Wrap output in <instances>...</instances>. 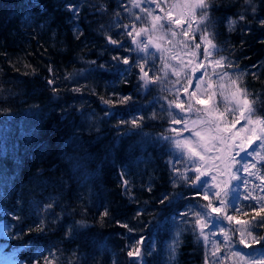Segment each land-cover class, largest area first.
<instances>
[{
    "label": "trees",
    "instance_id": "trees-1",
    "mask_svg": "<svg viewBox=\"0 0 264 264\" xmlns=\"http://www.w3.org/2000/svg\"><path fill=\"white\" fill-rule=\"evenodd\" d=\"M209 2L213 4L209 16L215 42L235 65L229 71L240 76L249 99L255 100L256 114L264 117V25L260 23L264 0H254L255 14L243 0ZM134 3L0 0V232H6L0 236V256L6 263L215 264L219 257L230 256L219 228L209 225L205 229L206 245L199 230L193 231L194 216L180 215L207 201L202 199L203 190L201 196H195L197 189L180 178L179 173L191 168L188 160L180 159L160 139L161 135H175L166 110L174 97L165 90L171 87L173 75L169 71L164 83L140 86L137 65L145 54L136 50L132 40L137 28L152 22L146 16L148 11L154 16L155 12L146 1L138 2L139 7ZM69 5L75 6V13ZM163 11L156 16L164 17L165 28L178 36L173 39L166 31L168 35L160 39L165 50L158 52L160 56L149 48L148 64L155 62L156 69L162 66L161 57L165 60L175 51H186L177 41L187 42L193 50L200 42L198 32L194 38L191 33L179 35L181 29L170 25ZM239 13L247 19L237 20L229 31L228 19H237ZM109 36L118 44H110ZM186 54V63L189 59L194 65L199 63ZM113 57H127L129 64ZM155 75L163 76V72ZM49 80L55 83L49 85ZM124 96L131 99L121 103ZM134 118L139 127L131 123ZM259 143L249 151L264 152ZM241 157L232 162V172L240 179L231 184L239 195L236 207L248 215L231 208L228 214L250 220L255 215L250 206L259 209L261 204L244 197L249 193L264 196V184L258 185L257 178L245 173L242 165L248 157ZM255 161L264 174V164L259 158ZM186 174L194 177L191 171ZM212 174L218 181L229 179L217 169ZM204 179L212 182L211 175ZM164 196L169 199L161 204ZM221 227L241 226L223 221ZM256 232L264 235V228ZM177 233L179 243L173 251ZM238 236L235 233L233 241ZM141 239V257H129L128 250ZM213 241L221 245L217 258L210 254ZM260 247L252 245L253 249ZM232 250L245 254L252 249L234 244ZM224 264L234 261L225 259Z\"/></svg>",
    "mask_w": 264,
    "mask_h": 264
},
{
    "label": "snow or ice",
    "instance_id": "snow-or-ice-1",
    "mask_svg": "<svg viewBox=\"0 0 264 264\" xmlns=\"http://www.w3.org/2000/svg\"><path fill=\"white\" fill-rule=\"evenodd\" d=\"M151 2L156 3V7L161 8L163 11L157 0H151ZM243 2L255 14L254 0H243ZM133 6L139 7V3H134ZM67 7L75 13V6L69 5ZM212 7L213 4L209 0H182L180 3L171 5L166 13L169 24H174L181 29L179 35L188 37L191 33L194 38L197 32L200 34V42L194 44V50L189 47L187 42L177 41V44L181 45L191 57L199 60V63L192 68V72L195 73L200 69H204L203 75L208 77L207 81H204L202 77L199 78L195 90L189 93V88L192 86V77L188 75L186 69L192 64L191 59L187 63L179 60L177 64L173 65L161 57L162 66L160 69L155 68V62L148 64V58L151 55L149 53L150 47H154L157 52L163 53L165 51L158 43H154L155 33L157 31L164 32V36L159 37V39H164L168 35V32L165 31V24L162 22L165 18L154 16L151 11L147 13L148 16L152 17L151 28H141L135 33L132 40V43L136 45V50L145 54L137 65L139 68L138 79L142 82L140 86L147 88L149 85L164 83L168 78L169 71L176 77L174 81H169L171 87L165 89L174 97L168 100L167 111L170 123L183 124L184 127L182 129L172 128L170 131L175 134L174 136L161 135L160 139L166 141L169 147L179 154L180 159L188 160L191 168L184 173H179L180 178L197 189L194 193L195 196H201V190H203L202 199L207 201L204 205L197 204L196 207H190L187 213H181L180 215L185 217L188 215L194 216L193 231L199 230V235L203 237L206 245L208 234L205 233V229L209 225L212 229L219 228L223 236V247L230 250V256L219 257L215 260V264H224L225 259H232L234 264H264V235L256 232V229L264 228V196L257 198L249 193L244 197L245 199L256 200L261 204L259 209L254 205L250 206L255 213L250 220H242L237 215L228 214V209L231 208L233 212L241 213L244 216L248 215L247 212H242L241 209L236 207L235 202L239 200V195L231 184L232 180L240 179L238 175L232 172V162L235 161L236 156H239L240 152H245L246 155L253 156L254 159L259 158V162L264 164V152L253 149V152L249 153L243 143L235 144L234 141L239 136V131L248 128L249 134L244 137L247 146L252 147L254 143L259 141L258 148L264 149V117L256 114L255 100L249 99L248 90L240 84L239 76L234 77L233 73L229 71L235 65L228 56L221 54L223 49H220L215 42L216 34L212 30L214 25L209 16ZM172 9H179L175 18L172 15ZM137 19H140V17H137ZM246 19L247 17L243 13H239L237 19L229 18V31L233 29L237 20L244 21ZM260 23L264 25V20H261ZM185 24L187 25L186 29L184 28ZM168 31L171 32L173 39L178 36L176 31H171L170 28ZM127 35L133 36V33L128 32ZM141 35H146V40L136 39ZM107 40L110 44H118V41L113 40L110 36L107 37ZM201 49L202 51H200ZM113 59L119 60L124 65L129 64L127 57L122 59L113 57ZM171 59L175 60L177 57L173 55ZM209 68H211V73L208 72ZM150 71L154 73L152 76L149 75ZM156 71L163 72V76L155 75ZM213 77L216 79L213 80ZM182 80H185L186 83L181 84ZM54 83L53 80L48 81L49 85ZM202 84L206 85L204 92H201ZM52 90L53 92L56 91L54 87ZM181 92L187 97L186 100L181 99ZM205 94L206 99L201 98ZM217 96L220 98L219 101L215 99ZM130 99L131 97L124 96L120 98V102L126 103ZM162 99H167V97H162ZM221 104L223 107H221ZM196 105L201 107H196ZM173 109L179 110V112H173ZM229 116L232 117L231 120L228 119ZM152 118H155V115ZM240 120H244L245 125L238 132L233 133L232 129L240 123ZM131 123L136 127L140 126L139 120L135 118ZM183 132H189L190 135L184 137ZM236 148H239V151H235ZM214 150L217 153L216 155H212ZM233 152H235V155L232 154ZM241 160H244V157H241ZM221 165H223V168H221ZM242 167L249 175H258V178L264 184V174L249 171V168L255 169L257 167L256 163L249 164L246 162ZM213 169H217L220 175L227 173L229 179L218 181L217 175L212 174ZM187 171L193 172L194 177H189L186 174ZM209 175H211V183L204 179ZM244 183L246 184L247 181H244ZM261 190L264 191V187ZM168 199L167 196H164L161 198L160 203L164 204ZM197 208H199V211L196 210ZM104 215H107V212ZM257 217L260 218L259 221L253 224ZM223 221H228L229 224L235 222L241 227L226 230L221 227ZM124 227H127V225H124ZM237 232L239 233L238 240L233 241V235ZM211 234L215 235V232L213 231ZM179 235L177 233L176 239L172 242L173 251L179 243ZM234 244L243 245L244 248L252 250L242 254L240 251L232 250ZM253 244L261 245V247L253 249ZM142 245L143 240H138L136 246L128 250L127 255L140 258ZM212 249L211 256L217 258L221 251V245L213 241ZM5 259L11 260L12 257H5ZM205 259L207 262V256ZM44 264H51V262L45 260Z\"/></svg>",
    "mask_w": 264,
    "mask_h": 264
},
{
    "label": "rangeland",
    "instance_id": "rangeland-1",
    "mask_svg": "<svg viewBox=\"0 0 264 264\" xmlns=\"http://www.w3.org/2000/svg\"><path fill=\"white\" fill-rule=\"evenodd\" d=\"M144 1H146V5L149 7V8H151L152 9V11H154L155 12V16L157 15V14H159L160 16H162L163 14H164V11H162L161 10V8H157L156 6H155V4L152 2L151 3V0H135V2L136 3H142V2H144ZM166 2H172V4H169V3H164V4H161V6H162V8H163V10H166V13L169 11V9H170V6L171 5H173V4H177V2H181V0H165ZM152 4H154V5H152ZM139 6H141V5H139ZM146 7V6H145ZM179 12V9H172V15H173V17L175 18L176 16H177V13ZM146 16H148V15H146ZM148 17H146V19H147ZM151 24H152V22H150V23H148V27H146V28H148V29H150L151 28ZM140 29L139 28H137L136 29V31H139ZM165 31H168V28H165ZM155 39H154V43H158L160 46H161V48H163L164 49V46H163V43L161 42V40L157 37V36H164V32H160V31H157V33H155ZM136 39H138V40H141V41H144V40H146V35L144 36V35H141L140 37H136ZM153 49H155L154 47H153ZM187 51H185L183 54H181V53H178V52H173L171 55H175L176 57H177V59H175V60H173V59H171V56H169V55H166L165 56V60H166V62H169V63H172L173 65L175 64V62L176 61H178L180 58H182L183 59V61L185 62V60L184 59H187L188 58V56H187ZM157 54H158V56H160V53H158L157 52ZM186 63V62H185ZM195 65L194 64H192L191 66H189L187 69H186V71L188 72V75L189 76H191L192 78L194 77V75H196V77H194V79H192L193 80V82H192V86L189 88V93L190 92H192V91H194L195 90V85L199 82V78H203V80L204 81H207V79H208V77H206V76H204L203 75V73L204 72H200V70H199V72H195V73H193L192 72V68L194 67ZM208 72L209 73H211V68H209L208 69ZM234 76V75H233ZM235 77V76H234ZM239 78H240V76H239ZM173 80H175L176 79V77L175 76H173V78H172ZM216 78L215 77H213V80H215ZM186 82V81H185ZM181 84H183L182 82H181ZM178 87H179V85H177ZM205 87H206V85H203L202 84V86H201V92H204V89H205ZM198 95H199V93H198ZM180 96H181V98L183 97H185L184 98V100H186L187 99V97L185 96V94H180ZM201 98H205L206 99V94L204 95V96H201ZM170 99V98H169ZM215 99H217V101H219L220 100V98H219V96H217ZM171 100V99H170ZM196 107H201L200 105H196ZM222 107V106H221ZM167 110V109H166ZM230 117V116H229ZM193 118H194V116H193ZM231 118L232 117H230V119L229 120H231ZM245 121L244 120H240V123H238V124H236V126H235V128H233L232 129V131H233V133H236V132H238L244 125H245ZM172 124V123H171ZM171 127L172 128H177V129H181L182 127H184V125L183 124H179V125H174V124H172L171 125ZM189 133V132H188ZM187 132H183V136L184 137H188L189 136V134H188ZM249 134V132H248V128H244V131H239V136L236 138V140L234 141V143L235 144H240V143H243L244 144V147H245V149H246V151L247 152H249L250 153V151H249V147L247 146V143H246V141H244V137L246 136V135H248ZM215 151V150H214ZM213 151V152H214ZM235 151H239V148H236L235 149ZM235 153V152H234ZM239 156H243L244 158L245 157H248V158H245V163L247 162V163H249V164H251V163H256L257 161H255V159L254 158H249L250 157V155H246V153L245 152H240V155ZM260 165H257V167L255 168V169H252V168H249V171H251V172H253V173H257V174H261V168L259 167ZM245 173H247L248 174V172L247 171H245ZM249 177L251 178V177H255V178H257V182H258V185L259 184H261L262 185V181L258 178V176L257 175H249ZM6 235V232H5V230H2V232H0V236H5ZM6 262L4 261V259H3V257H1L0 256V264H5ZM6 264H11V263H6Z\"/></svg>",
    "mask_w": 264,
    "mask_h": 264
}]
</instances>
